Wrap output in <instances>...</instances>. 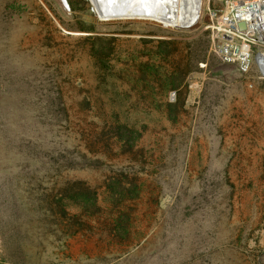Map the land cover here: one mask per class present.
<instances>
[{"label":"rangeland","instance_id":"1","mask_svg":"<svg viewBox=\"0 0 264 264\" xmlns=\"http://www.w3.org/2000/svg\"><path fill=\"white\" fill-rule=\"evenodd\" d=\"M230 2L173 27L0 0V264H264V43L215 72Z\"/></svg>","mask_w":264,"mask_h":264},{"label":"bare ground","instance_id":"2","mask_svg":"<svg viewBox=\"0 0 264 264\" xmlns=\"http://www.w3.org/2000/svg\"><path fill=\"white\" fill-rule=\"evenodd\" d=\"M99 13L107 20H147L173 27H182L189 20L195 9H186L188 0H89ZM203 0H198L196 14L202 13ZM234 17L223 18L219 30L231 35L232 42L236 39L247 40L246 35H258L264 43V0H245V4H235ZM251 16L247 29L240 31L236 18L247 19ZM224 53L231 54L230 45L225 47ZM234 54L238 59L248 62L250 46H237ZM260 68L264 75V53L260 55Z\"/></svg>","mask_w":264,"mask_h":264},{"label":"trees","instance_id":"3","mask_svg":"<svg viewBox=\"0 0 264 264\" xmlns=\"http://www.w3.org/2000/svg\"><path fill=\"white\" fill-rule=\"evenodd\" d=\"M128 132H122L119 130L120 134V141L124 142L126 145L131 146L132 140L125 139ZM83 189L75 192V195L73 197V202L77 205H80V207L84 210V213L88 214L89 216H95L97 213L95 210H97V200H98V193L96 190H93L86 185H83ZM130 193L135 194V197L139 194H136V189H128Z\"/></svg>","mask_w":264,"mask_h":264},{"label":"built area","instance_id":"4","mask_svg":"<svg viewBox=\"0 0 264 264\" xmlns=\"http://www.w3.org/2000/svg\"><path fill=\"white\" fill-rule=\"evenodd\" d=\"M238 3H241V4H245V0H234V2H230V4H232L233 5V8L235 7V4H238ZM236 14V10H235V8H234V15ZM234 15L233 16H230V17H234ZM228 16V15H227ZM248 16V15H247ZM226 17V16H225ZM236 21L238 22V24L240 23V22H246L247 23V26H248V22L249 21H251V20H248V19H243L242 17L240 18H236ZM222 22H223V20H222ZM222 24V23H221ZM220 24V26H222ZM220 26L218 27V30H219V28H220ZM240 30V29H239ZM241 31V30H240ZM219 32H220V34H223L225 37H226V39H227V37H230V39H227L228 40V42H227V44L225 45V47L227 46V45H230V50H231V54L230 55H227V54H225L224 53V50H225V47H224V49H223V51H222V53H223V55H224V59H225V61H226V63H234V62H236V61H239V62H241V64H242V68H248L249 67V65H250V56L248 57V62H244V61H242L241 59H238L236 56H235V54H234V47L232 46V44H233V42H232V40H231V35H229V34H226V33H223V32H221L220 30H219ZM236 48V47H235Z\"/></svg>","mask_w":264,"mask_h":264},{"label":"water","instance_id":"5","mask_svg":"<svg viewBox=\"0 0 264 264\" xmlns=\"http://www.w3.org/2000/svg\"><path fill=\"white\" fill-rule=\"evenodd\" d=\"M63 1V3L64 4H66V0H62ZM97 11V10H96ZM99 14V13H98ZM247 19L248 20H251V16L250 15H248L247 16ZM238 27H239V29L241 30V31H245L246 29H247V23L246 22H240L239 24H238ZM227 39H230V37H227ZM238 69V67H237V65H235V64H231V63H223L222 65H220L219 67H217L216 69H215V72H224V71H228V70H230V71H235V70H237Z\"/></svg>","mask_w":264,"mask_h":264}]
</instances>
